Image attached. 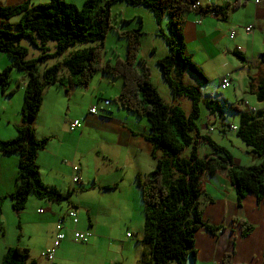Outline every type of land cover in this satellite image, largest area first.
I'll list each match as a JSON object with an SVG mask.
<instances>
[{
    "label": "trees",
    "instance_id": "trees-1",
    "mask_svg": "<svg viewBox=\"0 0 264 264\" xmlns=\"http://www.w3.org/2000/svg\"><path fill=\"white\" fill-rule=\"evenodd\" d=\"M196 1L85 0L77 8L64 0H48L46 4L24 2L0 7V52L12 60L10 66L0 70L1 94H5L9 86L13 68L26 77L16 136L8 141L0 140V154L18 158L15 190L9 195L13 211H22L30 195L55 203L69 199L70 193L63 195L54 187L45 186L40 179L36 158L45 149L49 138L36 139L33 122L46 87L57 84L65 92L69 85L86 88L97 73L122 80L117 104L128 113L145 118L150 127L146 140L151 145L156 165L140 183L144 225L139 241L141 255L136 264H185L186 257H195L193 243L196 232L204 229L215 235L221 228L202 219L198 199L204 196L208 203L213 202L203 188L204 174L222 172L235 193L237 206L247 193L255 195L257 200H264V161L251 167L234 164L229 153L209 136L201 135L193 122L199 116L200 93L196 87L184 85V71L199 80L205 79L186 54L184 45L180 43L174 47V40L161 34L169 54L156 63L173 98L189 99L188 115L179 107L166 104L153 85L146 63L139 58L142 34L139 27L121 31L116 18L111 15V6L118 2L131 7L140 6L152 12L159 32L160 22L166 18L170 33H178L180 38V26L185 15L194 13L204 17L211 12L225 20L230 11L245 3L231 0L225 5L194 8ZM127 22L121 20V23ZM109 32L126 41L124 59H116L112 65L101 59L103 41ZM23 40L39 51L36 58L27 59V48L21 44ZM50 42L54 43L53 49L48 47ZM77 45L85 47L73 50L55 65L45 66L41 74L38 72L39 64L56 59ZM232 53L243 62L241 54L236 50ZM259 63L263 72L255 84L252 83L250 91L258 103L264 102V51L259 56ZM12 93L9 91L7 94ZM204 106L210 112L219 110L213 101L204 102ZM230 109L238 114L236 136L253 154L264 156V110L245 112L236 106ZM200 143L208 146L213 156L200 157L197 150ZM232 221L239 226L242 236L251 231L252 227L246 222L237 218ZM26 259V249L11 247L0 264H34ZM218 264H234L232 253L225 254Z\"/></svg>",
    "mask_w": 264,
    "mask_h": 264
},
{
    "label": "crops",
    "instance_id": "crops-1",
    "mask_svg": "<svg viewBox=\"0 0 264 264\" xmlns=\"http://www.w3.org/2000/svg\"><path fill=\"white\" fill-rule=\"evenodd\" d=\"M83 1L69 0L66 2L77 6L78 2ZM199 1L202 7L208 3L210 6H219L211 0ZM243 1L244 5L230 11L225 20L208 15L201 17L194 13L184 16L179 31L181 43L197 68L212 65L217 69L221 63L219 59L226 57L231 50H236L243 57L242 66L247 70L252 63L256 65L255 72L252 73L250 69L246 72L248 78L256 81L263 72L259 56L264 51V0H259L257 4L255 0H239V2ZM24 2L39 5L46 4L48 0H0V7L16 6ZM246 28L250 30L246 32ZM232 31L235 35L233 39H230ZM225 41L226 44H224ZM200 54L201 57H197ZM233 73V71H226L221 80L228 78L230 85L234 84ZM98 74L101 73L95 74L93 79ZM100 77L117 96L121 90L122 80L111 78L110 81L109 76L104 74ZM92 81L86 88L69 85L67 92L57 84L46 87L39 113L33 122L35 138L38 140L49 138L45 149L39 152L36 158L40 179L45 186L54 187L63 195L70 193L67 201L55 203L30 195L22 211H13L9 195L15 190L18 158L15 155L0 154V262L8 248L18 247L27 250L28 263L44 264L41 254L51 245L54 226L59 219L64 220L66 239L56 251L57 264H75L74 261L91 264L94 260H103L105 264H110L106 259L108 255L113 259L112 264H123L128 253H136L133 264L140 259L139 240L135 242V250L127 249L123 255H119L118 248L121 246L111 245L112 234L105 235L99 231L104 229L97 224L100 218L98 213L101 209L98 202L100 197L108 200V208L103 210V218L110 224L114 221L111 217L112 210L117 209L122 212L130 210L131 207L139 211V217L129 216L127 220L135 223L138 220L142 222L140 183L156 165L151 155V145L146 140V137L150 135V127L148 123H141L142 120L118 107L117 103H110L98 115L89 114L90 108L95 107L96 104H102L103 98H110L111 95V92L106 91L105 88L92 86ZM25 82L26 80L23 79V92ZM23 92L20 90L14 103L8 98L11 95L0 94V122H5L3 129H0L1 141L13 139L16 135V128L21 121L20 108ZM95 101L97 102L94 103ZM243 106H245L243 108L245 112L259 110L254 107L248 108L246 102ZM113 108H116L117 112H114ZM10 109L12 112H9ZM74 120H78L82 128L69 132L68 125ZM198 130L199 133L200 130L202 131L201 135L207 136H209L208 131H211L206 123ZM87 137L91 138L95 148L96 155L92 158L86 157L83 148ZM200 145L198 144V147ZM206 147L204 152L197 149L200 157L212 155L211 149ZM89 166L92 167L91 183H88L86 175ZM74 167H77L76 172L73 171ZM74 176L79 178L78 184L72 183ZM208 176H211L208 178L210 183L213 182L211 179L216 182L221 180L224 192L222 189V195L219 193L221 197L219 195L213 197L207 191L208 184L203 178L205 193L213 202L204 201L208 210L202 213V219L211 226L217 228L223 226V231L212 235L204 229L198 230L193 243L195 257L191 260L189 256L186 257L185 264H218L223 256L229 253H232L234 264H262L264 200H257L255 195L247 193L241 200L240 206H237L235 193L225 175L216 171ZM216 190L219 188L217 187ZM91 192L96 195L95 201L85 199V195ZM115 192L118 193L116 196H114ZM71 209L76 211L78 217L75 229L91 234L87 244H76L71 240L70 231L73 227L68 219H65L66 213ZM39 210L42 211L38 213ZM83 212L86 213V222L80 218ZM233 218L246 222L252 227L251 231L242 236L239 226L231 221ZM30 226L33 229L30 230ZM40 229L44 230L39 239L41 244L34 246L31 241L36 238L38 240L36 233ZM127 235L130 234H126V237ZM127 238L131 240L132 235ZM75 246L84 248L76 250L73 248ZM100 248L106 252L104 256L97 253ZM64 255L65 259H63Z\"/></svg>",
    "mask_w": 264,
    "mask_h": 264
},
{
    "label": "rangeland",
    "instance_id": "rangeland-1",
    "mask_svg": "<svg viewBox=\"0 0 264 264\" xmlns=\"http://www.w3.org/2000/svg\"><path fill=\"white\" fill-rule=\"evenodd\" d=\"M83 2L82 3L78 2L76 4L77 5L76 7L80 8ZM111 15L113 18H116V25L119 27V30L121 31L135 29L139 27V30L142 33L140 38L141 47L139 51V58L146 63V66L150 72V78L153 85L155 86L160 97L166 104L177 106L186 115H188L191 106L189 99L184 97L173 98L169 87L162 79L160 69L156 63L158 59L169 54V49L162 35H165L168 38H172L174 40V47H178L181 43L178 33H175L173 35L170 33L166 25L167 24L166 18L162 19V21L160 22V32H159L157 30V24L155 23L152 12L140 6L131 7L123 2H118L111 6ZM121 20H127L128 22L121 23ZM21 44L27 48L28 51L27 59H33L38 56L39 51L36 50L34 47H32L27 40H23ZM224 44H226V41L224 42ZM48 47L50 49H53L54 43L53 42L48 43ZM83 47L85 46L77 45L74 48H71L68 51H66L60 57L56 59L55 58L49 59L45 63L39 64L38 72L41 74L45 66L55 65L56 63H59L62 60L66 59L67 56L73 50L81 49ZM102 48H103L101 50L102 61L108 62L109 64L112 65L116 59H120V60L124 59L125 50H126V41L124 39H118L114 33L109 32L103 41ZM232 52L233 50L230 51L229 53L230 55L228 54L223 59H219L221 63L220 66L217 67V69H215L214 66L212 65L209 66L206 65V67L198 68V70L201 72V74L205 79L204 81L199 80L194 75L190 74L187 71H184L183 82L184 85L196 87V89H198L200 93L199 101H198L199 116L193 121L198 127V129H201V126L206 123L207 128L211 129V131L210 130L208 131L210 138L220 147H223L229 153L234 164L241 167L257 166L264 161V156H257L253 154L250 148L246 147L245 144L241 141V139L236 136V130H232L231 128L232 127L237 128L238 114L230 109L231 106H236L238 109L243 110V108L245 107L243 106V104L246 102L248 104V108L252 109L254 107L255 109H259L262 111L264 110V102H260V103L256 102L254 96L250 94L251 86H253L252 83L255 84V81L253 80L251 81V78H248L246 74V72L249 69L252 71V73L255 72L256 69L254 67L256 65L252 63L251 67L247 70L246 67L242 66L243 63L240 62L233 55ZM197 57H201V54L198 55ZM199 59L202 60V58ZM11 64H12V60L6 54L0 52V70L4 69L7 66H10ZM226 71L234 72L233 73L234 84L230 85V87H228L227 90L221 91L220 81H221V77L225 75ZM100 76L101 74L95 76V78L92 81L93 84L92 86L94 87L100 86V88H105L106 91L111 92V95L109 96L110 98H103V100H109L111 103L116 104L117 103L116 93H114V90L110 88L109 85H107L104 79H102V77ZM23 79L25 81L26 77L20 71L16 70L15 68H13L10 71V83L5 93H8L10 89H13V91H15V95H13L12 93L11 96L8 97L12 100L13 103L17 99L20 90H22L23 92V85H24ZM108 80L111 81V78L109 77ZM206 101L216 102L219 106V110H214L211 112L207 110L204 106V102ZM96 102L97 101H95L94 103ZM13 103H11V105H13ZM100 105L101 103L96 104L97 107H99ZM0 108H1V101H0ZM113 110L114 112H117L116 108H113ZM9 112H12L11 109L9 110ZM132 115H134L136 118H139L135 114ZM139 119L142 120L141 123L147 124L145 118L142 117ZM3 125H5V122L1 121L0 129H3ZM200 133H202L201 130ZM3 141H8V140H3ZM83 148L85 149L86 157L92 158L93 156L96 155L95 148L93 146V141L91 140L90 137H87V139L84 141ZM204 148L207 147L204 145H200L198 147L199 151L201 152H204ZM91 173H92V167L89 166L87 168V173H86L89 180L88 183H91V178H90ZM208 175L209 174H204L202 176V181L204 178V181L208 184L207 191L211 193L213 197L214 195L218 196L219 193L221 194V190L223 189L222 181L220 180L216 182L214 179H211V181L213 182L210 183V179L208 178H210L211 176ZM217 187L219 188V190H216ZM117 194L118 193L115 192L114 196H116ZM85 199L89 201H95L96 195L92 192L88 193L87 195H85ZM225 200H226V195H225ZM107 201H108L107 199H101L100 197L98 202V204L101 206V209L99 210L98 213V217L100 218L97 224L100 228L104 229L99 231L105 235L109 233L112 234L113 242L111 243V245L121 246L118 248L119 255H123V252L126 251L127 249H130L131 251L135 250L136 248L135 242H137V240L140 241L143 235L144 214L142 213V222L140 223L138 220L135 223V222H129L127 219L129 218V216L139 217L138 210H136L133 207H131L130 210H124L122 212H120L117 209H114L111 211V217L114 219V221L112 222V224H110L106 222V220L103 218L104 217L103 210H107L108 208ZM204 201H206L204 196L198 199L201 213H205L206 210H208L205 206ZM142 207L143 206L141 205V211L143 210ZM80 218L81 220H83V222L84 221L86 222L87 221L86 213L85 212L81 213ZM219 227H221L222 229L220 228L219 230H217L216 234L220 233L221 230L223 231V226H219ZM31 229L33 228L30 226V230ZM15 232L13 231V233ZM43 233H44L43 229L38 230V233H36L38 235V240L36 238L31 241V243L34 246L41 244L39 239L41 238V235ZM126 234L132 235L131 240H129L126 237ZM73 248H75L76 250H82L84 247L75 246ZM97 253H101L103 254L101 256H104V253L106 252L102 248H100V250ZM135 255L136 253H128L126 258L124 259L123 264H133ZM65 258L66 256L64 255L63 259ZM102 259L105 258L102 257ZM106 259L109 261L110 264H112L113 259L110 255H108ZM74 263L85 264L82 261H74ZM91 264H105V262L103 260H99V261L94 260L91 262ZM168 264H175V263L170 262Z\"/></svg>",
    "mask_w": 264,
    "mask_h": 264
},
{
    "label": "built area",
    "instance_id": "built-area-1",
    "mask_svg": "<svg viewBox=\"0 0 264 264\" xmlns=\"http://www.w3.org/2000/svg\"><path fill=\"white\" fill-rule=\"evenodd\" d=\"M215 3H217L218 5H225L227 3H229L231 0H211ZM256 4L259 3V0H255L254 1ZM207 5L210 6V3H208ZM197 7H201L200 1L197 0L194 4V8ZM208 16H211L213 18H217L214 13H209ZM250 29L246 28L245 31L248 32ZM235 33L234 31H232L230 33L229 38L233 39ZM239 50V48L237 49ZM230 86V79L228 78H223L221 80V84H220V89L221 90H225L226 88H228ZM110 101L109 100H103L101 106L98 107H92L88 110V113L91 115H98L99 112H103L104 108L108 107L110 105ZM82 128L81 123L78 120H74L73 122H71L68 125V130L69 132H75L78 131ZM232 130H236L235 127L231 128ZM73 171L76 172L77 171V167L73 168ZM72 183L73 184H78L79 183V178L74 176V178L72 179ZM42 210H39L38 213H40ZM65 218L68 219V221L71 223L72 225V230L71 232V240L72 242L76 243V244H87L88 241L90 240L91 234L89 232H82V231H78L76 230V226L78 224V217H77V213L75 210L71 209L69 210L66 215ZM64 221L63 219H59L55 226H54V233H53V238H52V242L51 245L49 247H47L41 254V257L44 261V264H57L56 263V251L58 250V248L60 247V245L62 244V242H64V240L66 239L65 236V227H64ZM130 235H127V237H129Z\"/></svg>",
    "mask_w": 264,
    "mask_h": 264
},
{
    "label": "bare ground",
    "instance_id": "bare-ground-1",
    "mask_svg": "<svg viewBox=\"0 0 264 264\" xmlns=\"http://www.w3.org/2000/svg\"><path fill=\"white\" fill-rule=\"evenodd\" d=\"M211 13V12H210ZM208 15V14H207ZM99 108V107H98ZM66 219V218H65ZM64 221V220H63Z\"/></svg>",
    "mask_w": 264,
    "mask_h": 264
}]
</instances>
